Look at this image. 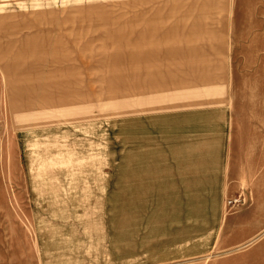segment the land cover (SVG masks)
Returning <instances> with one entry per match:
<instances>
[{"label":"rangeland","instance_id":"obj_1","mask_svg":"<svg viewBox=\"0 0 264 264\" xmlns=\"http://www.w3.org/2000/svg\"><path fill=\"white\" fill-rule=\"evenodd\" d=\"M0 264H264V0H0Z\"/></svg>","mask_w":264,"mask_h":264},{"label":"bare ground","instance_id":"obj_2","mask_svg":"<svg viewBox=\"0 0 264 264\" xmlns=\"http://www.w3.org/2000/svg\"><path fill=\"white\" fill-rule=\"evenodd\" d=\"M32 123V122H31Z\"/></svg>","mask_w":264,"mask_h":264},{"label":"crops","instance_id":"obj_3","mask_svg":"<svg viewBox=\"0 0 264 264\" xmlns=\"http://www.w3.org/2000/svg\"><path fill=\"white\" fill-rule=\"evenodd\" d=\"M159 120V119H158Z\"/></svg>","mask_w":264,"mask_h":264}]
</instances>
